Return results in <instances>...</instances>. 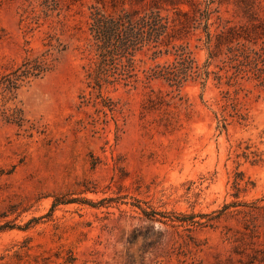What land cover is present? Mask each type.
Segmentation results:
<instances>
[{
	"label": "rangeland",
	"instance_id": "1",
	"mask_svg": "<svg viewBox=\"0 0 264 264\" xmlns=\"http://www.w3.org/2000/svg\"><path fill=\"white\" fill-rule=\"evenodd\" d=\"M192 1L212 2L210 47L200 31L179 42L209 64L205 82L146 79L148 52L136 81L99 88L87 78L91 13L150 0H0V75L27 55L55 59L0 96V111L28 121L0 118V264H264V210L249 212L264 206V0ZM228 27L258 70L236 71L215 37Z\"/></svg>",
	"mask_w": 264,
	"mask_h": 264
},
{
	"label": "trees",
	"instance_id": "2",
	"mask_svg": "<svg viewBox=\"0 0 264 264\" xmlns=\"http://www.w3.org/2000/svg\"><path fill=\"white\" fill-rule=\"evenodd\" d=\"M92 1L97 4L104 2ZM210 3L200 7V3L192 0H179L177 3L173 0H150L149 6L143 11L132 9L106 14L95 9L88 24L90 37L88 49L92 68H89L87 78L99 88L101 82L136 81L139 72L137 63L140 62L137 56L149 52V59L154 65L143 71L146 79H160L176 87H180L188 80L202 79L205 82L210 74L209 64L206 62L200 67L192 57L188 44L179 42L182 34L200 31L205 36V44L210 47L212 38L209 23ZM180 5L187 6L188 9H183ZM167 6L173 11L172 16L162 13L168 10ZM45 7L49 9L48 5ZM215 37L225 45L229 54L228 59L236 63L237 72L242 71L243 66L252 64L258 70L256 62L261 56L240 43V40H249L239 30L228 27ZM161 57L165 60L162 63L156 62V59ZM54 60L49 50L27 55L19 64L1 74L2 100L4 102L13 100L21 87L46 75L52 69ZM0 118L3 122L20 129L28 123L22 110L17 107L3 109L0 111ZM35 128V125L30 123L25 131L32 134ZM233 183L238 187L237 179ZM249 207V212L264 210V206L257 203ZM4 227H7V224L0 226V230Z\"/></svg>",
	"mask_w": 264,
	"mask_h": 264
}]
</instances>
